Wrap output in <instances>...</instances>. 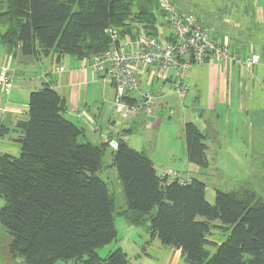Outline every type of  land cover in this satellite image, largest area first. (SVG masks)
<instances>
[{"label":"trees","instance_id":"1","mask_svg":"<svg viewBox=\"0 0 264 264\" xmlns=\"http://www.w3.org/2000/svg\"><path fill=\"white\" fill-rule=\"evenodd\" d=\"M157 24L165 25L156 0H0V44L10 56L92 59L108 48V28L120 37H158ZM27 106L13 128L18 155L0 153L8 252L23 264H128L119 247L105 257L96 251L116 238L114 198L97 174L107 142L84 140L83 128L65 116V98L48 83L30 92ZM184 136L189 162L206 166V136L191 121ZM110 156L126 201L117 214L146 226L150 239L178 248L181 264H264V202L252 190H215L211 204L203 181L167 183L123 139ZM214 220L229 233L210 253L205 245Z\"/></svg>","mask_w":264,"mask_h":264},{"label":"rangeland","instance_id":"2","mask_svg":"<svg viewBox=\"0 0 264 264\" xmlns=\"http://www.w3.org/2000/svg\"><path fill=\"white\" fill-rule=\"evenodd\" d=\"M175 6L184 13L194 16L207 28L209 34L216 40L234 47L238 52H247L250 49L258 56V61L252 65L253 73L248 75L247 91H242V98L234 97L227 100V104L217 103L216 110L210 111L205 107V100L202 95L196 103L191 104L196 91L192 86L187 97L184 98V105L188 113L199 111L204 114L203 118L214 119V115L220 112L222 124V140L219 138L210 139L208 149L209 166L200 170L202 173L189 172L184 168L181 174L187 177L191 175L205 184V198L213 204L215 190L230 191L240 188L252 190L256 197L264 202V0H172ZM163 31L165 32L164 26ZM229 46V47H230ZM0 44V62L1 50ZM241 55V54H240ZM196 65V64H195ZM194 66V65H193ZM39 67L28 70L25 75L32 77L37 74ZM235 91L239 89V80H232ZM184 96V95H183ZM186 96V95H185ZM199 96V93H198ZM176 102L180 97L173 94ZM229 103V106H228ZM197 104H199L197 106ZM241 105V106H240ZM228 106V108H227ZM242 107V110H241ZM141 113L137 114L139 116ZM199 122V121H198ZM81 125V123L76 122ZM165 124V123H164ZM163 124V125H164ZM160 128L138 126L130 134L129 144L136 150L143 151L146 156L156 154V160L162 163L163 167L170 168L171 161L179 162L177 156H181L179 137L176 136L177 124L172 125L168 121ZM234 136V137H233ZM15 132H10L4 140H0V153L7 152L18 155L19 143L15 140ZM209 139V138H208ZM175 154V157H172ZM104 167L97 172L104 180L109 192L114 198L115 210L113 213L116 238L110 243L97 248V253L105 257L115 248L125 251L131 262L138 264H165V256L168 250L152 243L146 226H133L117 210L126 206L122 184L118 178L116 169L110 166V150H106L103 157ZM167 165L169 167H167ZM160 166V165H159ZM157 166V172L160 168ZM178 166V165H177ZM185 172V173H184ZM4 200L0 197V207ZM202 220V217H198ZM211 230L207 235L210 244L205 247L213 253L217 244L225 240L228 230H224L219 220L211 222ZM10 234L0 224V264H23L20 257L9 258L8 242ZM146 252L151 259L145 262L136 259L137 253ZM53 264H65L63 261H56Z\"/></svg>","mask_w":264,"mask_h":264},{"label":"crops","instance_id":"3","mask_svg":"<svg viewBox=\"0 0 264 264\" xmlns=\"http://www.w3.org/2000/svg\"><path fill=\"white\" fill-rule=\"evenodd\" d=\"M164 29L166 32L167 29L165 25ZM223 41L225 42L226 40L223 39ZM229 48L232 52L238 55L239 59H245L250 55H254V51L251 49L247 52H238V50L234 47L230 46ZM1 50L2 58L0 67L6 66L11 68L15 71L16 75L11 91L8 95H5L0 90V108L6 106L8 109L5 112L0 110V130L4 132L5 128L8 129V131L4 132V136L0 137V140H4L5 136L11 131L15 132L17 136L19 135L13 128L17 120L24 119L27 115V103L30 92L41 88L45 83H48L65 98V116L75 123H81V125H77L81 126L84 130V140H88L95 144L105 141L106 129L113 113L112 101L114 97V89L111 85L97 78L90 67L91 59H77L70 55H64L57 60L53 55H24L19 51L10 56L6 55L3 49ZM36 67H39V70L35 71L37 74L32 77L25 75L28 70L30 71L31 69H36ZM59 67H62L63 69L59 70ZM250 73H253L252 66L250 68H246L238 63L222 64L214 61L213 59H208L203 63L194 64V66L190 69L188 92L185 94L186 96L184 95L180 97V99L176 102L173 100V93L170 92L167 85L157 79L152 70L148 69L141 78L142 90H156L161 87V90L164 93L162 101L165 106L171 107L173 112L172 114H168L167 109L164 108L153 116L140 114L139 116H134L126 120L121 129L125 135V142H127V144L131 147L129 144L130 134L138 126H144L143 128H160V126L164 123L165 124L163 126H165L168 121H171L172 125L176 123L178 126L176 136L179 137L181 156H177V159L179 160L177 163L178 166L176 165V162L173 163V161H171L170 164H172V166L166 169L177 171L179 175L183 177L184 175L181 174L182 171L179 170L182 168H184L187 173L189 172V174L191 171L201 174L202 172L200 170L206 169L210 164L208 159V157H210L208 154L210 139L214 137L222 140L224 136L222 135L224 132H220L222 129L220 121L221 114L216 111L214 119L210 120L203 118L204 114L201 109L199 111L195 110V112L192 111L191 113H188V108L184 105V98L187 97L190 88L193 86L196 91V95L193 96L192 106L190 109H193V103H196L200 95H202L205 100V107L210 111H215L217 103L223 105L227 104V100H230L231 104V99L233 97L235 99H238L239 97L240 99L242 98L243 89H246L247 91V86L244 84L247 83L249 79L248 75H250ZM232 80H235V82L236 80L237 82L239 80L238 91H235ZM198 105L199 104H197V106ZM78 112H84L85 115H83V117L79 120H76V113ZM188 121L194 123L198 130L206 136L205 154L207 157V165L204 167L189 162L187 158L184 125ZM94 125H98L100 130L95 131L93 129ZM115 137V134H111L110 138L113 139ZM106 142L108 144L107 150L115 148L113 143L108 141ZM148 157L151 159L156 172L157 166L160 165L159 168L163 167L161 166L163 164L156 160L155 153ZM172 157L174 158L175 154H172ZM179 165H181L180 167L182 168L176 169ZM167 167L169 166L167 165ZM160 169L162 170L164 168ZM186 175L189 178H193L191 175ZM152 243L168 250L164 258L165 264L182 263L180 250L178 248L164 245L157 238H153ZM8 259H12L10 253ZM127 259L128 264H138L136 261L131 262L128 256ZM136 259L138 261L141 260L142 262H150L149 260L151 259V256L146 252L137 253ZM21 263H23L22 259Z\"/></svg>","mask_w":264,"mask_h":264},{"label":"built area","instance_id":"4","mask_svg":"<svg viewBox=\"0 0 264 264\" xmlns=\"http://www.w3.org/2000/svg\"><path fill=\"white\" fill-rule=\"evenodd\" d=\"M156 2L166 32L157 24L158 37L143 33L134 37L128 34L120 37L116 29L108 28V48L91 59L90 67L97 78L114 89L113 113L106 129L105 141L113 143L115 147L119 139L125 140L121 129L126 120L139 113L153 116L164 108L168 114L173 112L162 101L164 93L161 87L156 90H142L141 78L148 69L167 85L171 93L182 97L188 92L190 69L194 64L213 59L222 64L238 63L250 68L258 61L257 55L239 59L227 43L213 38L200 21L179 10L169 0ZM62 69L59 67V70ZM15 75L13 69L0 67V90L5 95L10 93ZM0 110L5 112L8 109L4 106ZM83 115L84 112L76 113V120ZM93 129L100 130L98 125H94ZM111 134L116 137L111 139ZM159 176L167 183L176 181L186 184L190 180L189 177H183L170 169H162Z\"/></svg>","mask_w":264,"mask_h":264}]
</instances>
